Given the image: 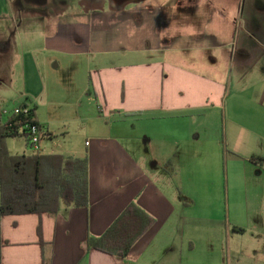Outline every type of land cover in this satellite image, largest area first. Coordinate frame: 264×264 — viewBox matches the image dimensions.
Returning <instances> with one entry per match:
<instances>
[{
  "label": "crops",
  "instance_id": "obj_1",
  "mask_svg": "<svg viewBox=\"0 0 264 264\" xmlns=\"http://www.w3.org/2000/svg\"><path fill=\"white\" fill-rule=\"evenodd\" d=\"M250 3L244 19L242 0H0V111L34 108L41 149L88 159L87 206L0 216L1 264H264ZM131 202L154 223L128 255L87 249Z\"/></svg>",
  "mask_w": 264,
  "mask_h": 264
},
{
  "label": "trees",
  "instance_id": "obj_2",
  "mask_svg": "<svg viewBox=\"0 0 264 264\" xmlns=\"http://www.w3.org/2000/svg\"><path fill=\"white\" fill-rule=\"evenodd\" d=\"M0 113V216L58 212L61 205L88 204V159L60 153L11 154L4 145L7 137L22 136L26 120H35L34 108L27 116L2 121ZM49 135L43 132L42 136ZM154 223V219L134 202L129 203L105 232L86 239L87 249L126 257L134 242ZM40 235V224L37 226ZM1 264V263H0ZM44 264H49L44 260Z\"/></svg>",
  "mask_w": 264,
  "mask_h": 264
},
{
  "label": "rangeland",
  "instance_id": "obj_3",
  "mask_svg": "<svg viewBox=\"0 0 264 264\" xmlns=\"http://www.w3.org/2000/svg\"><path fill=\"white\" fill-rule=\"evenodd\" d=\"M259 1H261V3H263V5H264V0H259ZM242 5L244 7L243 18L245 19L247 16L246 14L251 9L250 0H242ZM261 19H264V14H262ZM2 100H4V99L0 98V109H1V106L3 104ZM6 100H8V103L6 105H3V106H5L8 109L13 108L12 98L10 100L9 99H6ZM3 142H4V145L6 146L7 150L13 155H15V154H18V155L32 154L29 147L26 146V143H25L26 141L22 136L7 137L4 139ZM42 144H45L44 147H42V150L44 153L57 152V151H53V150H57L56 148L60 147L61 144H63V140H61L60 138H56L55 142L51 146V142L49 141V138L44 137L42 140ZM51 148H53V150Z\"/></svg>",
  "mask_w": 264,
  "mask_h": 264
},
{
  "label": "built area",
  "instance_id": "obj_4",
  "mask_svg": "<svg viewBox=\"0 0 264 264\" xmlns=\"http://www.w3.org/2000/svg\"><path fill=\"white\" fill-rule=\"evenodd\" d=\"M31 108L27 105H17L11 109L4 108L0 111L2 118L9 119L10 117L22 115L27 116ZM20 133H25L27 137V146L32 153L41 152L40 139L44 130L37 123L26 120L19 129Z\"/></svg>",
  "mask_w": 264,
  "mask_h": 264
}]
</instances>
